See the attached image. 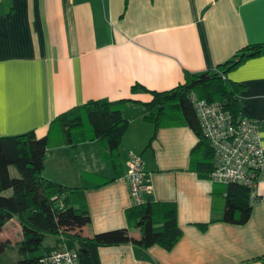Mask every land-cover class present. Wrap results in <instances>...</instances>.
<instances>
[{"label":"crops","instance_id":"crops-1","mask_svg":"<svg viewBox=\"0 0 264 264\" xmlns=\"http://www.w3.org/2000/svg\"><path fill=\"white\" fill-rule=\"evenodd\" d=\"M255 44H264V0H1L0 138H42L59 115L89 101H126L118 168L90 141L51 148L43 175L70 188L112 179L86 190L92 221L83 235L129 228L140 238L139 210L121 177L131 154L140 155L151 188L145 200L175 204L183 235L171 250L100 247L101 263L264 264V202L244 225L220 221L223 186L191 169L194 130L137 118L152 92L172 91L187 72L215 70ZM228 79L243 86L242 114L260 123L264 143V53Z\"/></svg>","mask_w":264,"mask_h":264},{"label":"trees","instance_id":"trees-1","mask_svg":"<svg viewBox=\"0 0 264 264\" xmlns=\"http://www.w3.org/2000/svg\"><path fill=\"white\" fill-rule=\"evenodd\" d=\"M263 53L264 44L250 45L215 70L198 74L187 72L185 83L176 89L152 92L154 99L145 104V110L137 118L154 124L156 129L169 125L191 127L199 138L191 154V169L201 178L211 179L215 150L204 136L193 95L220 103L236 120L244 116L239 99L243 86L228 79V75L245 61ZM138 89L146 90L141 86L133 88L134 91ZM125 105L126 101L92 100L59 115L52 122L48 135L42 138L34 131L0 138V264H47L52 251L64 245L78 251L81 264H102L100 247L135 244L147 249L161 245L171 250L179 242L183 231L178 224L176 205L148 201L133 204L139 210L134 225L141 231L140 238L134 237L129 228L87 237L83 230L92 219L85 192L108 184L112 179L70 188L43 175L51 148L76 147L90 141H97L104 159L118 168L120 146L130 124L123 115ZM13 169L16 175L12 174ZM217 184L223 186L219 193L225 199L220 221L246 224L255 204L250 200L249 189L236 183ZM14 219L19 221L22 234L13 253L10 243L1 235ZM208 225L200 227L204 230ZM48 237L57 238L55 244L47 243Z\"/></svg>","mask_w":264,"mask_h":264},{"label":"built area","instance_id":"built-area-1","mask_svg":"<svg viewBox=\"0 0 264 264\" xmlns=\"http://www.w3.org/2000/svg\"><path fill=\"white\" fill-rule=\"evenodd\" d=\"M193 102L204 136L215 150L211 179L219 184H240L249 189L252 203L264 202V143L260 123L248 116L236 120L220 103L196 95ZM122 178L130 186L133 204L144 203L151 188L140 155L131 154ZM47 264H81V260L76 249L64 245L52 251Z\"/></svg>","mask_w":264,"mask_h":264},{"label":"rangeland","instance_id":"rangeland-1","mask_svg":"<svg viewBox=\"0 0 264 264\" xmlns=\"http://www.w3.org/2000/svg\"><path fill=\"white\" fill-rule=\"evenodd\" d=\"M21 227H20V223L19 221H15L13 223H11L8 228L6 229V231H4L1 235V238L7 242L10 243L11 247L10 249L13 251V253L15 252V246L16 243L21 239ZM55 237H48L46 242L49 244H55L56 242Z\"/></svg>","mask_w":264,"mask_h":264}]
</instances>
